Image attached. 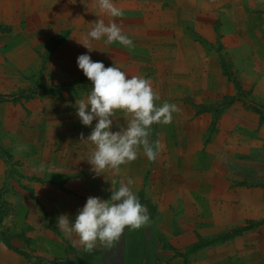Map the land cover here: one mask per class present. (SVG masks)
Segmentation results:
<instances>
[{
    "label": "rangeland",
    "instance_id": "rangeland-1",
    "mask_svg": "<svg viewBox=\"0 0 264 264\" xmlns=\"http://www.w3.org/2000/svg\"><path fill=\"white\" fill-rule=\"evenodd\" d=\"M144 1L148 4L146 0ZM158 1L164 4L163 6L173 5L169 0ZM253 1H256L254 3L256 9L261 10V0ZM53 2L54 0L46 2L53 8L50 9L46 6L44 13L41 12L39 17L36 16V13L33 15L22 14L19 17L18 15L11 16L13 20L8 23L0 21V58L2 59L0 89L1 85H7L5 86L6 92L0 90V242L4 249L7 248L8 255H12L11 260L7 262H11V264H145L144 261H140L144 260L147 254L150 255L153 250H156L162 255L168 252L169 254H166L168 257L173 254L182 264H264V259L258 263L249 262L250 260L246 262V256L242 255V252L250 250L255 260H259L263 256L259 254L260 249L264 246L263 241L253 230L264 225V217L260 221L248 220L242 227L236 224L237 222L233 223L231 230H223L214 235L208 233L209 236L206 238L198 236L196 243L183 250L176 246L178 245L177 241L182 238L181 231L177 227L178 217L173 216V227L170 232L168 230L165 232L168 233L167 235L161 233V230L164 231L167 212L161 213L159 217L155 215L154 197L164 196L161 190L162 185L148 184L149 189L147 190V184L138 185L135 183V179L139 178V172L141 176H147L149 181L154 177V181L162 182L165 176L170 175L172 164L179 165L180 160H175L174 157L171 159V155L174 154L171 152L174 146L168 144L166 137L161 135L162 130L159 123L156 130L154 124L151 126L152 136L150 139L153 141L159 139L164 148L169 145L172 148L170 153H165L162 150L154 162H149L143 158V152L140 151L137 159L121 165L119 173L112 170L107 173L105 170L101 175H96L93 171L89 172L88 168H91V165L87 159L94 149V145L87 141L80 142V134L83 133L86 137L90 133L88 130L90 127H85L80 123L76 116L75 106L76 102L85 98L91 84L78 69L76 58L78 55L88 52V49L80 44L83 42L82 35L90 30L92 26L90 22L102 19L101 16L104 12L99 9L96 0H58L56 1L57 5L54 6L55 2ZM216 4L217 8H210L214 12L213 14L197 15L207 21L199 30L208 27L209 31L217 32L221 26H229L228 12H233L237 4L232 6L230 2L226 3L222 0H217ZM145 9L148 13V8ZM157 9L164 10V8ZM49 10H53L52 14L48 12ZM240 10L243 11L241 7ZM189 12H192V16H194L191 8H189ZM257 13L260 12L254 13V16L251 17L250 12H247L246 15L238 12L240 25L248 24L257 28L264 21L262 16ZM141 18L142 20L148 19L147 17ZM156 18L158 19L156 30L164 35L162 20L158 15ZM8 19L7 17L6 20ZM37 19L39 23L43 22V24L41 23L35 28L33 26L37 23ZM179 21L184 20L179 19ZM140 30L142 34L138 41L141 46L147 47L149 44L152 46L155 41L145 38L149 34L145 33L146 30H149L148 24H142ZM254 31L255 29H253V33ZM257 32L261 31L257 30ZM174 33L175 35L183 34L180 36L179 44L174 38L170 43L177 46L178 50L176 51L179 54L188 51L189 47L184 46L190 41L194 44L195 48H190L194 50V53L206 52L216 59L219 66L213 73L215 84L217 79L220 80L219 75L222 74L227 76L231 83L233 82L232 87L235 88V91L231 100L229 96H226L228 100L221 104V108L213 105L205 107L210 111L219 108L221 114H224L221 129L228 131L230 125L231 128L234 126L240 131L253 127L254 125L249 122H253L252 124L256 122L251 118L250 121L245 119L248 112L258 116L259 119L263 118L264 104L258 102L255 96L256 99H252L249 87L245 88L241 85L242 83L248 84L246 82L251 75L240 70L233 72L229 63L232 61V56L242 54L246 55L247 60L254 64L251 66L259 68L261 53L258 41L250 39V36L249 39L242 41L241 46L237 45V51L230 50L228 45H223L218 39L213 43H208L207 40L201 38L198 30L190 27L187 22L182 26L180 24L175 27ZM100 48L101 45L95 44L94 41L90 43L89 50H95L98 53L96 57L90 54L92 60L99 59ZM6 52L9 54L5 57ZM60 55L65 57L63 58L65 67L62 64L60 67L57 65L60 63L58 62ZM164 58L152 59L148 54L136 57L137 62L142 61L141 63L144 65V67L142 66L143 76L150 80L153 90L160 97L157 104L174 103L167 97L164 99L165 90L162 86H164L165 79L162 77V71L164 70L163 66H168V64L164 65ZM131 59L134 60V57ZM4 62L7 65L6 71H3ZM104 65L108 67L112 63H104ZM155 67L157 68L156 72H154ZM211 81L213 83L212 79ZM235 100L237 102H234ZM193 102L194 100L190 99L188 102L184 101L182 105H177L179 112H187L188 108L194 106ZM227 105H233L234 108L228 109ZM197 108L194 111L200 112ZM223 109H226L225 112ZM10 111L13 112L12 115L9 114ZM4 115L7 117L4 118ZM117 118L120 122L127 119L126 116L119 113L114 117L116 120ZM94 124L95 121H93ZM113 128L116 127L113 126ZM113 128L112 130L115 131ZM42 130L45 131V134H40ZM238 130L230 134V140L238 141L236 146H232L233 143L228 141L229 136L224 131L214 149L210 148L213 151V154L208 153L210 159L207 157L204 161L203 157L200 161L201 165L209 163L213 165V168L197 173L192 168L193 163L188 165L186 162L184 165L188 166L187 169L179 167L174 169L176 172L173 173L179 175L184 170L183 172L191 173L192 177L199 181L203 175H207L208 170L211 173L208 175H213V171H218L222 180L231 179V187H233V181H236L237 189L240 185L251 186L253 189L264 188V156L258 152L251 153L248 148L238 147L240 144L250 143L246 140L249 136L239 133ZM172 139L175 140L174 136ZM166 160L169 163H166ZM250 161L253 164L252 168H250ZM170 162L172 163L170 164ZM195 162H197L196 157ZM251 170L252 172H250ZM86 173H88V179L82 182L81 187L64 183L70 178L85 176ZM109 174H114L116 177L124 176L125 180L131 177L134 180L132 188L140 202L147 208L150 223L137 230L125 228L121 237L114 241L111 247L97 244L91 252H87L79 244L75 235L70 239L64 236L56 227V218L60 214L74 217L88 197H99V194L103 193L102 187H104V192H108L110 195L109 189L118 187V184L113 182L102 185L100 182L101 178ZM165 181L167 182V179ZM197 184L194 182L196 192ZM152 186L153 188H151ZM202 193L208 194L207 188L204 186ZM87 194L90 196H86ZM44 197L45 199H43ZM152 197L153 199H151ZM209 202H212L211 198L202 202L189 201V206L193 213L201 209L207 212L209 211ZM241 202L243 203V198L231 197L229 206L233 208L232 204L235 203L236 209L240 207ZM224 209V206L220 204L219 210L223 212ZM153 221L156 222L154 225ZM243 227L248 228L246 230ZM245 233H249L248 236L245 239L241 238ZM40 241H46V246L48 243H57L59 249L51 252L52 256L50 255V257L42 254L48 253L50 248L44 249L46 252L36 253L37 246L42 248L39 244ZM216 246L220 249L215 250L213 247ZM216 253L223 256L216 260L218 256ZM238 254L241 255L237 256Z\"/></svg>",
    "mask_w": 264,
    "mask_h": 264
},
{
    "label": "crops",
    "instance_id": "crops-1",
    "mask_svg": "<svg viewBox=\"0 0 264 264\" xmlns=\"http://www.w3.org/2000/svg\"><path fill=\"white\" fill-rule=\"evenodd\" d=\"M47 1L50 2V0H0V21L8 23L13 20L11 16L14 17L18 15L19 17V15L21 16L22 14L33 15V13H36V16L39 17L41 12L42 14L44 13L46 6H48L50 9L53 8L46 3ZM56 1L54 0L55 3L53 2V6L57 5ZM146 1L148 2V4H146L144 0H114L116 6L122 9L124 13L123 16L112 18L106 13H102L101 17L102 19H104L105 23H108L111 19H115L116 22L121 26L124 33L133 39L135 46L127 48L121 46L118 43L105 45L100 41H94L95 44L101 45L99 51V55L101 56L96 60L102 61L103 63L107 64L112 63L114 66L121 67V69L125 71L129 76H132L143 75L144 73V69L142 68V66L144 67V65L141 63L142 61L137 62V56L139 57L141 55L148 54L149 56L151 55L152 59L157 57H165L164 65L168 64V66H163L164 70L162 71V77L165 79L164 86H162V88L165 90V92L163 93L165 96L164 99L167 97V99H171L172 102H174V104L176 105H182L184 101L188 102L190 99L194 100V106L192 108H186L187 112L178 111L173 114V120L171 123L160 124V129L162 130L161 135L166 137V140H168V144H172V146H174L173 151H171L172 153L174 152V154L171 155V159L174 157L175 160H180L179 165L175 163L174 165L172 164V169L169 172L170 175L165 176L167 182L165 181V179L162 182L160 180L154 181V177H150L151 179L149 181L147 179V176H141L140 172L139 178L135 179V183H137L138 185H141L143 183L147 184V190L149 189L148 184L155 183V186L159 184L162 185L161 190L164 196L154 197V203L156 204L155 215L159 217L161 213L164 214V212H167V216L164 221V231L161 230V233H165L167 230L168 232H170L173 227V216L178 217L179 224L177 225V227L181 231L180 233L182 234V238L177 241L178 245L176 246L177 248L183 250L188 246H192L194 243H196L198 240V236L200 238H206L210 233L214 235L215 233H220L223 230L229 231L231 230V226H233V223L236 222V224L242 227L248 220L260 221L264 217V188L253 189V187L251 186L244 187L240 185L237 189L236 181H233V187H231V179L226 180L225 177H223L225 180H222V176L218 173V171H213V175H208L211 174L208 170L207 175H203L202 178L199 179V181L192 177L193 175H191V173L189 174V172H187L186 170V172H183L184 170H182V173L179 175L173 173L176 172L174 171V169L179 167L187 169L186 167L188 166L184 165V163L186 162L188 163V165L193 163L192 168L195 169L197 173L205 169L213 168L212 164L208 163L201 165L200 161L203 159V157L204 161L207 157L210 159L208 153L213 154V151L210 148L212 147L214 149V146H216L215 144H217V141L220 139L224 131L226 135L229 136L228 141L230 143H233L232 146H236L238 142L235 139L230 140V134H232L233 131L238 130L237 127L232 126L231 128L230 125L228 126V131H226L225 129H221L224 114H220L217 118H214L213 112L205 108L206 105H213L214 107L218 106L219 108H221V104L224 101L228 100V97L226 96H229L231 100V97L232 95H234L235 91V88L232 87L233 82L231 83V80H229L227 76L222 74L219 75L220 80L217 79V83L215 84L213 73H215L216 68H218L219 64L216 62V59L214 57L210 56L206 52H198L199 54L194 53V50L190 48L195 47L194 44L190 41H188L185 46L183 45L186 48L189 47L190 50L188 49V51H185L183 54H179L176 51L178 50L177 46H173V43H170L174 38V40L176 39L179 44L180 36L183 34L175 35L174 28L180 26V24L182 26L187 22L190 27L198 30V34L201 36V38L207 40L208 43H213L216 39H218L222 42L223 45H228V47H230V50L235 51H237V45L241 46L243 44L242 41H244L245 39H249L250 36V39L258 41L260 44L259 52L261 53L259 56V65L261 66L259 68L251 66L254 64L247 60L246 55L243 56L242 54L232 56L233 58L231 60L233 62L230 61L229 63L232 67L230 68L233 72H237V70H240L251 75V77L248 78V81L246 82L248 84L242 83L241 85L245 88L249 87L252 93V99L257 98L258 102L264 104V21H262V24L257 26V28L251 27L248 24L240 25L239 22L241 21L239 19V15H237L238 12L243 15H246L247 12H250V16L253 17L254 13L259 11L260 13L257 14H260L259 16H262V18L264 19V0H261V10L256 9V5L254 4L256 1L253 0H234V3L232 2L233 0H222V2H230L232 6H234V4H237V6L233 12H228L229 16L227 17V19L229 22V26L224 25L227 26L225 28H223L224 26H221L222 29L220 28V30H217V32L209 31L208 27H203L201 30H199V28L204 26L207 21L205 19L197 17L198 14H213L214 12H212L210 8H217V0H169V2L173 3V5L171 6H163L164 4L159 3L158 0ZM240 7L245 13L240 10ZM145 8H148V13H146L147 11ZM156 8H164V10H156ZM189 8H191V10L194 12V16H192V12H189ZM172 10H174V12H172ZM52 11L53 10H49L48 12L52 14ZM157 15L161 18L160 20H162L161 25L164 26V35L163 33H160L158 32V30H156V24L158 20L156 18ZM190 15L191 17H189ZM7 17L9 18L8 20H6ZM141 17H147L148 19L142 20ZM179 19H182L184 21H179ZM41 23L43 24V22L39 23V20L37 19V23L33 27L36 28L37 26H40ZM145 23L148 24L149 29L145 31L146 34L149 33L145 38L151 41H155L152 46H150L149 44V46L147 47L141 46L140 42L138 41L140 40V35L142 34L140 27ZM253 29H255L254 33ZM257 30H260L261 32L258 33ZM183 40H185V38H183ZM84 53L95 55V57L98 54L95 50ZM8 54L9 53L6 52L5 57ZM133 57L134 60L131 59ZM63 58H65L64 55L58 56V62H60L57 64L58 67H60L61 64L65 67L66 64L63 63V60L65 59ZM1 62L2 59L0 58V68L2 67ZM4 66L3 71H6L5 68H7V65L5 64V62ZM156 71L157 68L155 67L154 72ZM244 77H246L245 74ZM211 79L213 80V83ZM242 80L244 81V78H242ZM1 86L2 88L0 90L6 92L5 86L7 85L3 84ZM254 96L256 98H254ZM234 102L237 101L235 100ZM196 106L199 108H197ZM232 107L233 105H227L228 109ZM196 108L200 112L194 111ZM226 109H223V112H225ZM1 114L3 115L2 111ZM9 114L12 115L13 112L10 111ZM247 114L248 116L245 115V119L249 121L253 119L256 123L252 124L253 122H249V124L254 125L253 127L248 128L249 131L238 130L239 133L247 135V137L249 136L246 140L250 141V143L247 142L245 144H240L238 145V147L248 148L251 153L258 152L263 154L264 156V116L263 118L260 117L259 119L258 116L253 115L251 112H248ZM263 114L264 113H262V115ZM6 117L7 116H5L4 118ZM117 123H120L119 118H117ZM154 125L155 130L158 129V123ZM113 129H115L116 131V128ZM88 130L91 131V127L88 128ZM247 132L251 134L248 135ZM42 133L45 134V131L42 130L40 134ZM151 136L152 133L150 137ZM173 136L175 140L172 139ZM171 149L172 148L168 145L165 146L163 151L165 153H170ZM137 157H139V155ZM167 157L169 158V155ZM195 157L197 158V162H195ZM143 158L146 159L144 155ZM166 163H169V161L166 160ZM171 163L172 162H170V164ZM252 165L253 164L251 162L250 168H252ZM88 169L89 172H91V168ZM108 171L109 170H106V173ZM250 172H252V170ZM88 173H86L85 176L70 178L64 181V183L74 187H81L82 182L88 179ZM121 179H125L124 176L116 177L114 176V174H109L106 177L101 178L100 182L102 183V185L106 183H113L114 181L118 184ZM194 182L195 184L198 183L196 185L197 192L195 191L196 189L194 187ZM203 186L207 188L208 194L202 193ZM151 188H153V186ZM104 191V187H102L103 193H100L99 197L102 199H107L110 195L108 192ZM86 196L90 195L87 194ZM220 197L221 200L219 201ZM231 197L243 198V203L241 202L242 205L240 203V207L235 209L236 206L235 203H233V208L230 207L229 201L231 200ZM205 198L208 200L210 198L212 199V202L208 203L209 211L205 212L201 209L200 211H196V213H193V211L190 209L191 206H189V201L202 202L206 200ZM43 199H45V197ZM151 199H153V197ZM220 204H222L225 208L223 212L219 210ZM155 221L152 222L153 225L156 223ZM158 223L160 224V222ZM253 231L255 234H257V236H259L260 240L263 241L262 244L264 245V225L258 226ZM249 233L243 234V237L241 238L245 239V237L248 236ZM167 234L168 233H165V235ZM46 243V241H40L39 244L40 246H42V248L37 246L38 248H36L38 251L36 253L42 251L46 252V250L44 249L50 248L51 250L48 253H42L44 254V256L50 257V255L52 256L51 252H55L59 249V247L57 243H48V246L45 245ZM225 243L227 244L228 242ZM213 248L215 250L220 249L217 248V246ZM166 254L169 253L165 252L162 255L160 253H157L156 250H153L150 255L147 254V256L144 257V260H141L140 262L144 261L145 264H182L181 262H179V260H177L176 257H174L173 254L169 257ZM243 254L247 258L246 262L248 260H250L249 262H262V259H264V246L259 251V254L263 255L259 260H255V258L253 257V253L250 252V250L242 252V255ZM240 255L241 254H238L237 256ZM11 256L10 254L8 255L7 248L4 249L2 242H0V264H11V262H7L8 260H11ZM221 256L223 255L219 254L216 257V260H218V258Z\"/></svg>",
    "mask_w": 264,
    "mask_h": 264
},
{
    "label": "clouds",
    "instance_id": "clouds-1",
    "mask_svg": "<svg viewBox=\"0 0 264 264\" xmlns=\"http://www.w3.org/2000/svg\"><path fill=\"white\" fill-rule=\"evenodd\" d=\"M97 3L99 9L112 18L124 14L114 0H97ZM90 24V30L82 35L83 42L80 43L88 52H91L92 41H101L105 45L118 43L127 48L135 46L115 19L108 23L96 19ZM76 64L91 84L85 98L75 106L80 123L91 127L86 137L80 134V142L94 145L87 159L91 171L96 175L105 170L119 173L121 165L137 159L140 151L149 162H154L164 145L159 139H150L151 126L171 123L173 114L179 111L178 106L169 102L157 104L160 97L143 75L129 76L113 64L105 67L102 61L92 60L88 53L78 55ZM118 113L127 119L117 123L114 117ZM113 126L118 130L113 131ZM133 184L131 177L121 179L118 187L109 189V198L88 197L74 217L60 214L56 218V227L66 238L75 235L87 252L97 244L111 247L125 228L137 230L150 223L148 210L134 192Z\"/></svg>",
    "mask_w": 264,
    "mask_h": 264
},
{
    "label": "trees",
    "instance_id": "trees-1",
    "mask_svg": "<svg viewBox=\"0 0 264 264\" xmlns=\"http://www.w3.org/2000/svg\"><path fill=\"white\" fill-rule=\"evenodd\" d=\"M214 109H219V108H214ZM214 109H213L212 112H213V114H214V118H215V117L217 118V117L221 114V111H220V109H219V110H214ZM247 228H248V227H243V229H246V230H247Z\"/></svg>",
    "mask_w": 264,
    "mask_h": 264
}]
</instances>
